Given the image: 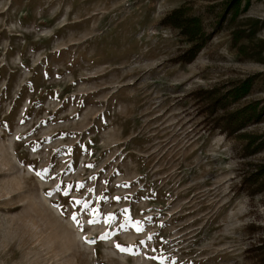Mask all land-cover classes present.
Instances as JSON below:
<instances>
[{"label": "rangeland", "instance_id": "obj_1", "mask_svg": "<svg viewBox=\"0 0 264 264\" xmlns=\"http://www.w3.org/2000/svg\"><path fill=\"white\" fill-rule=\"evenodd\" d=\"M178 8L207 34L188 62L162 22ZM206 89L226 113L259 110L235 135L210 131L191 99ZM252 135L264 139V0H0V264L262 261Z\"/></svg>", "mask_w": 264, "mask_h": 264}, {"label": "trees", "instance_id": "obj_2", "mask_svg": "<svg viewBox=\"0 0 264 264\" xmlns=\"http://www.w3.org/2000/svg\"><path fill=\"white\" fill-rule=\"evenodd\" d=\"M183 11L184 8L173 10L167 14L164 19H162V22L165 23L164 25L178 29L179 37H182L183 41L189 43L190 47L183 51L184 55L178 57V61L188 62L201 49L204 41L206 40L207 34L205 33L198 16H193L190 14L184 15L182 14ZM248 91V84H244L242 88L241 86L235 85L233 86V90L229 92L227 99H233V103L236 104L239 101L238 99L241 96L246 95ZM218 98L219 95L216 92L207 89L196 90L191 93V99L193 102H196L197 105L200 106L202 112L205 113V123L207 124V128H209L210 131L218 128L222 133H225L229 136L233 135L234 133H238V131L248 123V121L245 119L247 116L244 115L247 113H253L254 110H259V108L256 107V103H254L251 107L246 106L251 112H245L247 109H243V107L240 106L239 108L233 109L226 113L227 108L224 107L222 102H218ZM219 110L221 112L217 114V111L219 112ZM222 110L224 112H222ZM257 117L258 116H255V118ZM254 137L256 136H249L246 143L242 144V153H244V155L249 153L247 151L252 145L257 147V150L264 149V139L255 142ZM257 172L259 173L253 175L252 178H248V182H245L246 192H251L253 189H260L261 186L264 185V169H259ZM248 185H252V188L249 189ZM261 260L262 261L258 260L255 262V264H264V258L261 257Z\"/></svg>", "mask_w": 264, "mask_h": 264}, {"label": "snow or ice", "instance_id": "obj_3", "mask_svg": "<svg viewBox=\"0 0 264 264\" xmlns=\"http://www.w3.org/2000/svg\"><path fill=\"white\" fill-rule=\"evenodd\" d=\"M18 139H19V137H18ZM87 167L91 168V167H93V165H87ZM30 170H31V169H30ZM36 174H37L38 176H41V175H42L41 172H37ZM45 174H46V170H45ZM53 178H54V177H53ZM92 179H95V177H92ZM106 183H107V182H106ZM79 187H80V188H83V184H80ZM57 191H58V192L60 191L59 186H57ZM71 191H72V186H71V185H68L67 188L63 191L62 194H63L64 196L67 197V196H69V194H70ZM88 191H89V192H92V191H94V189H89ZM50 194H51V193H49V195H50ZM115 199H116V200H119V199H121V198H120V197H115ZM69 202H70L71 204H74V205H81V204H82L84 208H88V204H87L86 202L82 201V200H79V199H72V200H70ZM92 211L94 212L95 210H92ZM71 219L77 224V226L80 228L81 231L84 230V225H83V223H81L80 220L78 219L77 214L73 213V215L71 216ZM112 219H113V217H112V216H109V217H108V222H110ZM96 222H97V221H96L95 219H89V220H88V224H89V225L95 224ZM139 224H140V222L137 221V222H136V225H137V227H136V231H137V232H141V231H143V229H142L141 227H139ZM121 227H123V225H122ZM108 235H109V234L106 233V234L102 235V236L100 237V239H107V238H108ZM147 239H148L149 241H151V240L153 239V237H152V236H148ZM84 240H85L86 243H95V239L89 240V238H88L87 236L84 237ZM141 243H144V241H141ZM116 248H117L119 251H121V252L130 251L129 248L123 247V246H121L120 244H116Z\"/></svg>", "mask_w": 264, "mask_h": 264}]
</instances>
